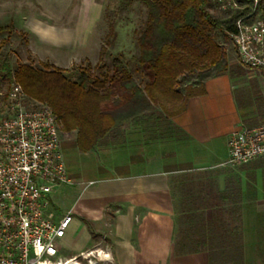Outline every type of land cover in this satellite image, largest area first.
I'll return each mask as SVG.
<instances>
[{
	"label": "crops",
	"instance_id": "1",
	"mask_svg": "<svg viewBox=\"0 0 264 264\" xmlns=\"http://www.w3.org/2000/svg\"><path fill=\"white\" fill-rule=\"evenodd\" d=\"M204 91L170 120L178 136L169 144L130 127L113 151L88 155L75 144L67 175L78 190L62 191L73 197L65 215L80 226L82 219L105 222L110 212L108 252L115 264H211L207 252L174 254L183 214L201 215L204 227L216 218L219 231L239 232L244 259L250 260L251 247L259 251L254 262L264 264V159L225 163L228 136L242 125L236 85L223 74L206 80Z\"/></svg>",
	"mask_w": 264,
	"mask_h": 264
},
{
	"label": "trees",
	"instance_id": "2",
	"mask_svg": "<svg viewBox=\"0 0 264 264\" xmlns=\"http://www.w3.org/2000/svg\"><path fill=\"white\" fill-rule=\"evenodd\" d=\"M136 1L146 10L135 40L136 57L128 61L119 52L112 60V71L97 77L85 69L76 76L65 74L67 71L47 62H39V68L19 64L13 71L4 65L6 105L12 85H19L27 103L47 105L63 132L76 131V146L81 152L92 151L108 134H118L123 141L121 125L141 126L143 114L155 106L160 109L159 117L168 120L183 112L190 98L204 94L206 80L226 73L225 53L218 38L233 40L236 20L249 10L248 3L238 0L240 7L224 11L229 16L221 21L208 11V0ZM252 18L264 19V0H259ZM1 33L7 37L0 39V50L12 33L24 39L11 22L0 26ZM187 75L199 83L186 85L181 92L180 83ZM115 93L117 99L112 102L110 97ZM181 219L185 226L177 229L175 255L207 252L211 264H236L238 257L241 262L237 232L219 231L214 227L216 218L207 227L201 215L183 214Z\"/></svg>",
	"mask_w": 264,
	"mask_h": 264
},
{
	"label": "rangeland",
	"instance_id": "3",
	"mask_svg": "<svg viewBox=\"0 0 264 264\" xmlns=\"http://www.w3.org/2000/svg\"><path fill=\"white\" fill-rule=\"evenodd\" d=\"M208 3L212 16L221 21L228 19L229 14L219 10L213 0H208ZM145 16V8L136 0H0V26L11 22L15 31L24 35L21 39L12 33L8 43L0 50V119L5 115L8 89V83L3 78L4 65L13 71L19 64L39 68V62H47L64 69L67 71L65 74L72 72L76 76L85 69L97 77L112 71V60L119 52L128 61L137 56L135 40ZM6 37L5 33L0 34V39ZM218 42L225 53V74L236 85L241 126L252 128L264 125V74L241 64L233 40L223 41L219 37ZM198 83L195 77L187 75L179 89L184 92L186 85ZM120 92L123 93V90ZM117 95H111L110 100L116 101ZM160 114V109L155 106L143 114L141 126L125 123L121 127L124 132L128 127L134 132L141 129L146 139L169 144L178 135L173 131L170 120L163 115L159 117ZM59 135L66 170L69 166L73 171V159L77 154L76 131L63 132L59 124ZM122 144L120 135L108 134L92 151L87 152L88 155H98L100 151H113V147L119 148ZM71 182L56 186L54 190L57 192L50 195V211L56 219L74 207L72 193L78 190V185L72 178ZM65 189H71L72 193L63 196ZM105 212V222L95 223L85 219L86 224L80 226L74 221L75 216L70 214L72 220L59 253L62 259L71 264L75 261L82 264H115L108 252L112 235L107 231L106 221H110L111 216L107 215L110 212ZM237 234L240 235L239 232ZM243 250L245 248L242 247L241 262L238 257L236 264H257L254 262L256 249H246L250 254L248 261L243 257Z\"/></svg>",
	"mask_w": 264,
	"mask_h": 264
},
{
	"label": "built area",
	"instance_id": "4",
	"mask_svg": "<svg viewBox=\"0 0 264 264\" xmlns=\"http://www.w3.org/2000/svg\"><path fill=\"white\" fill-rule=\"evenodd\" d=\"M213 1L221 11L240 7L238 0ZM246 1L232 39L241 64L264 74V19L252 18L259 0ZM227 149L230 166L264 159V125L232 130ZM71 183L52 110L27 103L12 85L0 119V264H71L59 253L72 217L56 219L50 211L54 188Z\"/></svg>",
	"mask_w": 264,
	"mask_h": 264
}]
</instances>
